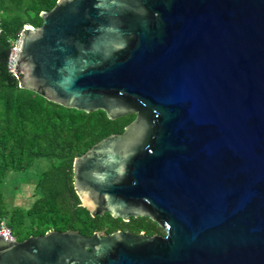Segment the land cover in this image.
<instances>
[{
  "label": "water",
  "instance_id": "95a60500",
  "mask_svg": "<svg viewBox=\"0 0 264 264\" xmlns=\"http://www.w3.org/2000/svg\"><path fill=\"white\" fill-rule=\"evenodd\" d=\"M26 23L14 73L110 119L77 156L90 214L163 234L0 233V264H264V0H57Z\"/></svg>",
  "mask_w": 264,
  "mask_h": 264
},
{
  "label": "trees",
  "instance_id": "16d2710c",
  "mask_svg": "<svg viewBox=\"0 0 264 264\" xmlns=\"http://www.w3.org/2000/svg\"><path fill=\"white\" fill-rule=\"evenodd\" d=\"M56 2L0 0V221L6 219L19 240L51 229L87 235L118 229L159 233L161 227L148 217H132L128 222L109 213L93 217L74 186V159L106 136L122 133L136 114L113 120L103 110L86 112L55 103L21 87V76L9 67L24 25L42 24L41 11ZM40 157L50 165L37 179L35 200L29 207H8L3 190L8 172L28 169Z\"/></svg>",
  "mask_w": 264,
  "mask_h": 264
},
{
  "label": "rangeland",
  "instance_id": "374dc122",
  "mask_svg": "<svg viewBox=\"0 0 264 264\" xmlns=\"http://www.w3.org/2000/svg\"><path fill=\"white\" fill-rule=\"evenodd\" d=\"M49 165L50 161L47 158L40 157L28 169L11 170L8 172L3 185L8 207L11 208L18 205L29 207L33 203L35 200V184L37 179ZM133 225H136V223H133ZM102 233L104 234V232ZM159 233L163 234V230L160 229Z\"/></svg>",
  "mask_w": 264,
  "mask_h": 264
},
{
  "label": "built area",
  "instance_id": "2783aa9c",
  "mask_svg": "<svg viewBox=\"0 0 264 264\" xmlns=\"http://www.w3.org/2000/svg\"><path fill=\"white\" fill-rule=\"evenodd\" d=\"M17 43H18V41L16 42V45L13 48L12 54L10 56V64H9V67L11 68V70L13 72H14L15 64H16V48H17ZM5 231H9V234L10 235L15 236L14 233H13V231H12V228L8 225L6 219H2L0 221V233H3Z\"/></svg>",
  "mask_w": 264,
  "mask_h": 264
},
{
  "label": "flooded vegetation",
  "instance_id": "af4514ba",
  "mask_svg": "<svg viewBox=\"0 0 264 264\" xmlns=\"http://www.w3.org/2000/svg\"><path fill=\"white\" fill-rule=\"evenodd\" d=\"M131 219H132V217H131ZM131 219H130V220H131ZM130 220H129V221H130ZM121 230L133 232V231L128 230V229H121ZM142 231H145V230H142ZM140 232H141V231H140ZM140 232H138V233H140ZM133 233L138 234V233H136V232H133ZM145 233H147V232L145 231ZM104 234H105V233H104Z\"/></svg>",
  "mask_w": 264,
  "mask_h": 264
}]
</instances>
